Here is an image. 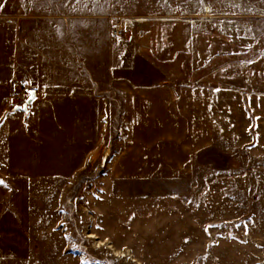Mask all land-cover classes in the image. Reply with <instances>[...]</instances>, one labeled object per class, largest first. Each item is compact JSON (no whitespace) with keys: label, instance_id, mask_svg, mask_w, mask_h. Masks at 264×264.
<instances>
[{"label":"rangeland","instance_id":"374dc122","mask_svg":"<svg viewBox=\"0 0 264 264\" xmlns=\"http://www.w3.org/2000/svg\"><path fill=\"white\" fill-rule=\"evenodd\" d=\"M0 18L17 25L21 73L37 70L21 106L47 80L95 81L110 102L85 150L92 130L61 116L0 119V199L12 208L18 177L33 191L29 255L0 264H264V0H0ZM149 25L190 62L171 82L213 92L212 143L182 170L142 169L127 102L107 90Z\"/></svg>","mask_w":264,"mask_h":264},{"label":"crops","instance_id":"0c3cea01","mask_svg":"<svg viewBox=\"0 0 264 264\" xmlns=\"http://www.w3.org/2000/svg\"><path fill=\"white\" fill-rule=\"evenodd\" d=\"M150 28V25L145 27L141 35L132 33L136 46L130 64L115 69L107 90L115 99L120 96L127 102L126 119L130 123L127 130L135 134L140 132L141 153L147 157H143L142 169L182 170L186 168L182 165L192 154L212 143L213 92L211 90V94L204 93L198 98V91L203 93V88L188 83L177 86L171 82L175 74H190V62H185V56H170L166 47L158 45L160 35ZM20 50L17 25L0 18V119L13 109L17 115L22 113L17 108L22 102L15 96L19 80L23 77L25 81L35 82L37 70L27 69L21 73ZM45 82H39L41 88L35 90L37 95L28 106V116H52L53 119L61 116L62 121L69 124V129L72 126L83 135L86 130H92L88 133L89 139L82 140L83 150L96 143L95 139L102 137L99 129L102 108L110 104L108 99L101 97L105 90L102 85L95 81ZM86 123L91 125L87 128ZM67 144L72 146V142ZM13 185L12 208L0 199V259L24 258L31 249L25 221L33 198L32 182L29 178L18 177Z\"/></svg>","mask_w":264,"mask_h":264},{"label":"water","instance_id":"95a60500","mask_svg":"<svg viewBox=\"0 0 264 264\" xmlns=\"http://www.w3.org/2000/svg\"><path fill=\"white\" fill-rule=\"evenodd\" d=\"M36 95H37L36 91H35V90H32L30 96H32V97H34V98L31 99V101H29V98H28V100H27L22 106L20 105V106H18L17 108H19V109H24L25 111H27V110H28V106H29V104H31V103L35 100ZM30 96H29V97H30Z\"/></svg>","mask_w":264,"mask_h":264},{"label":"built area","instance_id":"2783aa9c","mask_svg":"<svg viewBox=\"0 0 264 264\" xmlns=\"http://www.w3.org/2000/svg\"><path fill=\"white\" fill-rule=\"evenodd\" d=\"M117 34H120L121 32H119V30H117L116 29V31H115ZM23 89H22V93L24 94V95H26L27 94V90H26V85L25 84H23Z\"/></svg>","mask_w":264,"mask_h":264},{"label":"snow or ice","instance_id":"6c2138e0","mask_svg":"<svg viewBox=\"0 0 264 264\" xmlns=\"http://www.w3.org/2000/svg\"><path fill=\"white\" fill-rule=\"evenodd\" d=\"M201 2H203V0H201ZM34 97L30 96L29 97V101H31V99H33Z\"/></svg>","mask_w":264,"mask_h":264}]
</instances>
